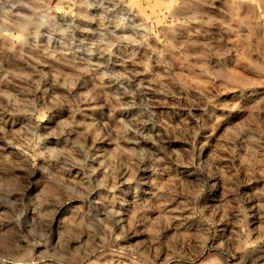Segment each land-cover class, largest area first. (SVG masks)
I'll use <instances>...</instances> for the list:
<instances>
[{"label": "rangeland", "instance_id": "374dc122", "mask_svg": "<svg viewBox=\"0 0 264 264\" xmlns=\"http://www.w3.org/2000/svg\"><path fill=\"white\" fill-rule=\"evenodd\" d=\"M0 264H264V0H0Z\"/></svg>", "mask_w": 264, "mask_h": 264}]
</instances>
